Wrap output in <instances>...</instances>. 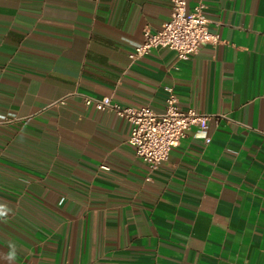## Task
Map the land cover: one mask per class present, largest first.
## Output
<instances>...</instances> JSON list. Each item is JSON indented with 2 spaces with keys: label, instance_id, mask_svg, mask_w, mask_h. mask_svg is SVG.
<instances>
[{
  "label": "crops",
  "instance_id": "obj_1",
  "mask_svg": "<svg viewBox=\"0 0 264 264\" xmlns=\"http://www.w3.org/2000/svg\"><path fill=\"white\" fill-rule=\"evenodd\" d=\"M198 3L219 41L177 62L128 57L169 0H0V264H264V0ZM166 86L210 140L150 172L82 95L161 112Z\"/></svg>",
  "mask_w": 264,
  "mask_h": 264
},
{
  "label": "built area",
  "instance_id": "obj_2",
  "mask_svg": "<svg viewBox=\"0 0 264 264\" xmlns=\"http://www.w3.org/2000/svg\"><path fill=\"white\" fill-rule=\"evenodd\" d=\"M169 1V18L156 31L152 32L147 27L143 29L142 40L134 43L128 53L131 61L138 60L156 47L174 51L177 62L188 61L201 44L218 43L219 36L209 29L210 20L204 14L201 3L188 9L187 0ZM165 91V107L161 112L147 105H121L110 96L82 95V100L85 105L98 110H112L130 122L127 142L152 172L167 158L170 149L178 144L189 128L195 127L205 142L210 140L206 132L211 115L192 107L181 109L172 87L166 86Z\"/></svg>",
  "mask_w": 264,
  "mask_h": 264
},
{
  "label": "clouds",
  "instance_id": "obj_3",
  "mask_svg": "<svg viewBox=\"0 0 264 264\" xmlns=\"http://www.w3.org/2000/svg\"><path fill=\"white\" fill-rule=\"evenodd\" d=\"M4 215H5V212L2 210V206H0V217H3ZM7 258H8L9 260H12V259L15 258V248H14V246H12V251H10V252L8 253Z\"/></svg>",
  "mask_w": 264,
  "mask_h": 264
}]
</instances>
